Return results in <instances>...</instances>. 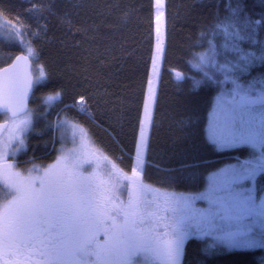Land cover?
<instances>
[{"label":"snow or ice","instance_id":"1","mask_svg":"<svg viewBox=\"0 0 264 264\" xmlns=\"http://www.w3.org/2000/svg\"><path fill=\"white\" fill-rule=\"evenodd\" d=\"M153 6L152 69L130 174L67 115L71 109L93 115L87 96L65 103L61 87L42 95L43 113L29 107L36 85L51 79L46 66L37 63L34 39H26L40 33L0 10V45L19 50L0 67V113L6 118L0 123V264H182L187 243L208 236L229 251L264 248V187L257 188L258 178L264 177V73L252 75L264 65V39H257L261 21L242 15L240 4L223 19L217 13L193 42L204 50L190 48L187 64L199 78L175 71L194 89L202 84L218 89L204 129L208 142L221 151L249 150L245 158L209 172L202 190L175 191L153 187L143 178L156 97L152 77L159 74L165 52V0H154ZM78 9L71 3H40L29 11L55 16L70 31ZM221 33L225 43L218 48L213 37ZM47 106L56 109L54 120L47 119ZM37 115L46 121L39 134L52 133L45 143L59 141L60 146L54 147L50 163L42 159L22 169L16 154ZM165 179L170 185L180 177Z\"/></svg>","mask_w":264,"mask_h":264},{"label":"trees","instance_id":"2","mask_svg":"<svg viewBox=\"0 0 264 264\" xmlns=\"http://www.w3.org/2000/svg\"><path fill=\"white\" fill-rule=\"evenodd\" d=\"M40 3L57 7L79 5L72 29L59 25L55 16L29 11L32 4ZM235 4L242 6V15L261 21L257 25V39H264V0H165V52L146 153L150 166L173 170L192 167L208 173L225 162L223 157L248 155L246 148L219 151L206 139V116L218 89L211 84L194 89L191 80H178L175 76V71H180L199 78L187 64L190 48L204 50L193 44L197 33L217 13L222 19L230 15ZM0 10H6V17L13 22L30 25L32 32L40 33L36 38L29 35L26 39H34L40 53L37 63L46 66L51 79L36 85L29 107L43 113L46 106L42 95L61 87L65 103L70 104L81 94L87 96L93 115L74 109L67 115L83 124L104 154L129 172L154 48L153 0H0ZM82 26L88 28L86 33L80 30ZM213 39L218 48L225 43L222 33ZM10 53L19 54V50L0 45V67L6 65ZM39 70L33 67L35 73ZM260 73H264V65L255 67L252 75ZM47 107V119L54 120L56 109ZM45 123L43 116L34 119V130L28 134L24 150L16 156L20 168L39 164L42 159L50 163L56 155L54 147L59 141L55 146L45 143L52 133L39 134ZM257 187H264V177L258 178ZM182 264H264V249L207 251L203 240L192 239L186 245Z\"/></svg>","mask_w":264,"mask_h":264},{"label":"rangeland","instance_id":"3","mask_svg":"<svg viewBox=\"0 0 264 264\" xmlns=\"http://www.w3.org/2000/svg\"><path fill=\"white\" fill-rule=\"evenodd\" d=\"M153 3H154V0H153ZM154 15H155V8H154ZM154 28H155V24H154ZM162 31H164V27L162 28ZM153 39H154V45H155V32H154V29H153ZM161 59H162V57L158 61L159 71H160ZM151 69H152V60H151V64H150L149 75L151 74ZM39 71H37L36 73L38 74ZM149 75H148V79H149ZM158 75H153V77H152L153 80H154L155 90H156V86H157ZM147 88H148V81H147V86H146V92H147ZM153 105H154V103L152 104V111H153ZM142 111H143V109H142ZM207 117H208V114L206 116L205 127H206V124H207ZM206 139H207V137H206ZM59 146L60 145H57V148ZM24 148H25V146L20 148V150L17 152L16 156L22 150H24ZM219 151H221V150H219ZM133 157L134 156H132V158ZM226 158H229L232 161H228L227 162L228 159H226ZM235 158H237V157H234V156L233 157L228 156V157H225V158L223 157L222 160H225V162L219 164V166L216 169H218L220 167H224L226 164L234 163L235 162ZM132 161H133V159H132ZM117 166L119 167V165H117ZM216 169H214L212 171H215ZM130 172H131V170L128 173L130 174ZM208 173H203V172L196 171L192 167H184V168H178V169H174V170L173 169H156L155 167L150 166L146 162V165H145V168H144V172H143V178H144L145 183L150 184V185H152L153 187H156V188L168 187L169 190L189 191V190H202V188L206 184V177H207ZM166 177H180V179L175 180L170 185H168L167 182H166V179H165ZM191 177H194V179H191ZM258 194H259V191H258ZM202 240L205 243V247H206L207 251H213V250H215V251H219V250L220 251H229L228 249H226L225 247L220 245L217 241H215L211 236L205 237ZM209 245H216V247L212 248V249H209V247H208ZM258 248L259 247L253 248V249H258ZM253 249H246V250H253ZM259 249H264V248H259ZM231 251H234V250H231Z\"/></svg>","mask_w":264,"mask_h":264},{"label":"flooded vegetation","instance_id":"4","mask_svg":"<svg viewBox=\"0 0 264 264\" xmlns=\"http://www.w3.org/2000/svg\"><path fill=\"white\" fill-rule=\"evenodd\" d=\"M0 116H1V117H0V122L5 121L6 118H4V115H0Z\"/></svg>","mask_w":264,"mask_h":264},{"label":"water","instance_id":"5","mask_svg":"<svg viewBox=\"0 0 264 264\" xmlns=\"http://www.w3.org/2000/svg\"><path fill=\"white\" fill-rule=\"evenodd\" d=\"M6 66V65H5ZM0 115H4L3 113H0ZM4 122V121H3ZM0 123H2V122H0Z\"/></svg>","mask_w":264,"mask_h":264}]
</instances>
